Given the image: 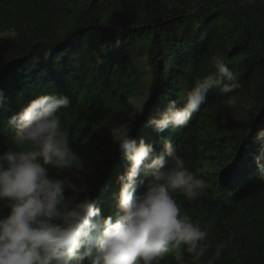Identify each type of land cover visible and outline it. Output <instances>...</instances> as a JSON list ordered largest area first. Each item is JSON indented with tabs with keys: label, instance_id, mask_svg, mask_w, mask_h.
Listing matches in <instances>:
<instances>
[{
	"label": "trees",
	"instance_id": "16d2710c",
	"mask_svg": "<svg viewBox=\"0 0 264 264\" xmlns=\"http://www.w3.org/2000/svg\"><path fill=\"white\" fill-rule=\"evenodd\" d=\"M214 56L242 84L238 107L225 104L233 94L213 89L187 126L149 127L169 101L183 104L196 77L214 71ZM0 93V152L15 130L7 123L12 114L39 95L70 98L59 112L62 128L86 172L102 169L88 193L102 217L117 212L118 177L128 163L111 133L137 113L125 134L143 137L157 153L170 139L208 185L194 200L172 194L181 213L208 231L200 264L221 242L214 264H264V180L254 162L255 135L264 129V0H0ZM103 144L113 149L106 158L98 152ZM149 179L140 177L138 193ZM7 213L0 205V215ZM174 251L160 264H178ZM183 264H192L187 252Z\"/></svg>",
	"mask_w": 264,
	"mask_h": 264
},
{
	"label": "clouds",
	"instance_id": "9594fccd",
	"mask_svg": "<svg viewBox=\"0 0 264 264\" xmlns=\"http://www.w3.org/2000/svg\"><path fill=\"white\" fill-rule=\"evenodd\" d=\"M211 66L214 71L196 77L182 94V105L169 101L147 125L157 133L187 126L213 89L233 94L225 104L237 108L234 93L242 84L220 57L214 56ZM70 103L66 95L43 94L8 118L15 130L0 152V205L8 209L0 215V264H84L86 259L89 264H160L173 249L178 264H183L184 252L192 264H200L210 247L205 243L208 231L181 213L172 194L194 200L206 182L190 171L170 139H163L157 153L143 137L137 142L122 134L113 141L128 162L118 177L117 212L102 217L88 184L73 179H81L87 169L62 128L59 112ZM130 118L137 119V113ZM255 141L260 150L254 162L264 180V129L256 132ZM50 169L58 174L51 175ZM142 175L150 179L138 193ZM223 247V242L216 245L208 264L220 258Z\"/></svg>",
	"mask_w": 264,
	"mask_h": 264
},
{
	"label": "rangeland",
	"instance_id": "374dc122",
	"mask_svg": "<svg viewBox=\"0 0 264 264\" xmlns=\"http://www.w3.org/2000/svg\"><path fill=\"white\" fill-rule=\"evenodd\" d=\"M9 35H15V33H9ZM134 104L136 107H142V101L138 100L135 101L133 100ZM133 119L130 118V114L126 115L124 119H120L116 123L115 129L111 133V140L114 141L117 137H119L122 134H125L129 128V124ZM98 152L105 154V158L108 154L112 153V147L109 144H103V145H98ZM99 157L95 156L94 160L98 159ZM104 158V159H105ZM102 169L100 168H94L92 170H89L88 172L85 173L84 176H81V179H75L77 184L86 182L88 186H92L94 179L96 177L98 178L99 174L101 173ZM81 195V194H80Z\"/></svg>",
	"mask_w": 264,
	"mask_h": 264
}]
</instances>
